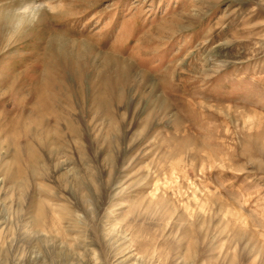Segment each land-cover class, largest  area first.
Returning a JSON list of instances; mask_svg holds the SVG:
<instances>
[{"label": "rangeland", "instance_id": "1", "mask_svg": "<svg viewBox=\"0 0 264 264\" xmlns=\"http://www.w3.org/2000/svg\"><path fill=\"white\" fill-rule=\"evenodd\" d=\"M0 264H264V0H0Z\"/></svg>", "mask_w": 264, "mask_h": 264}, {"label": "bare ground", "instance_id": "2", "mask_svg": "<svg viewBox=\"0 0 264 264\" xmlns=\"http://www.w3.org/2000/svg\"><path fill=\"white\" fill-rule=\"evenodd\" d=\"M35 7L33 6V4L32 3H29V4H27V5H25L24 6V9L25 10H33ZM44 72V77H46V78H48V76H47V71L45 70V71H43ZM31 156H33V154L31 153L30 155H29V158H31ZM33 171H36V169L35 168H33ZM71 212H69V214H70ZM71 215V214H70Z\"/></svg>", "mask_w": 264, "mask_h": 264}]
</instances>
